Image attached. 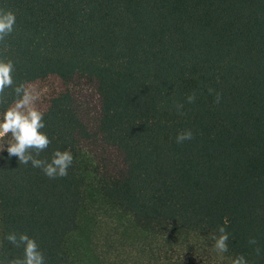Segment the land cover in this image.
I'll use <instances>...</instances> for the list:
<instances>
[{
  "label": "trees",
  "instance_id": "16d2710c",
  "mask_svg": "<svg viewBox=\"0 0 264 264\" xmlns=\"http://www.w3.org/2000/svg\"><path fill=\"white\" fill-rule=\"evenodd\" d=\"M0 9L16 14L0 41L16 83L62 86L41 110L51 144L37 158L74 157L67 176L49 179L0 153V258L22 256L4 240L15 232L37 241L46 264H87L92 176L128 218L126 263L231 264L240 254L264 264V0H0ZM77 78L97 85L98 136L120 155L118 171L86 152L92 135L68 89ZM186 129L193 138L176 143ZM219 226L229 234L223 261L211 249Z\"/></svg>",
  "mask_w": 264,
  "mask_h": 264
},
{
  "label": "clouds",
  "instance_id": "9594fccd",
  "mask_svg": "<svg viewBox=\"0 0 264 264\" xmlns=\"http://www.w3.org/2000/svg\"><path fill=\"white\" fill-rule=\"evenodd\" d=\"M16 14L11 10L0 9V41L14 31ZM15 62L11 58L0 57V98L11 94L12 102L7 106H0V153L7 152L8 158L16 157L20 164L31 165L40 169L49 179L62 178L68 175V169L73 164V154L70 150L54 149L49 159H39L40 153L48 149L51 140L46 132L44 115L34 106L37 99L33 90L25 87L23 83H16ZM8 90H11L10 93ZM211 93V90H210ZM195 97L190 95L187 102L192 103ZM219 95L216 100L219 102ZM182 105L178 106V109ZM193 138L191 130H184L176 135V143L180 144ZM218 235L212 237L214 243L212 251L221 261L228 252L229 234L225 226L217 228ZM13 247L23 249L22 256L0 258V264H46L43 252L39 249L37 241L26 233L10 232L4 236ZM255 244V240H250ZM259 254V249L256 250ZM231 264H248L243 255H236Z\"/></svg>",
  "mask_w": 264,
  "mask_h": 264
},
{
  "label": "rangeland",
  "instance_id": "374dc122",
  "mask_svg": "<svg viewBox=\"0 0 264 264\" xmlns=\"http://www.w3.org/2000/svg\"><path fill=\"white\" fill-rule=\"evenodd\" d=\"M61 83L55 79L37 82L27 88L33 90L37 96L34 106L43 110L49 95L61 88ZM74 105L79 115L89 128L92 140L85 143L86 152L96 165L110 171H118L122 167L120 155L113 149L105 147L98 136L100 121V98L95 82L85 78L75 79L68 87ZM89 192L91 194L90 209L86 217L87 231L85 239H91L93 246L86 252L87 264H130L126 263L133 255L131 246V232L126 215L108 204L95 187L97 181L89 176ZM86 264V263H85Z\"/></svg>",
  "mask_w": 264,
  "mask_h": 264
}]
</instances>
